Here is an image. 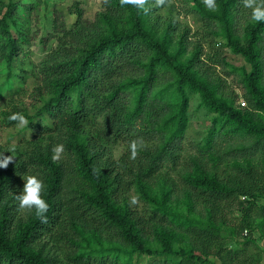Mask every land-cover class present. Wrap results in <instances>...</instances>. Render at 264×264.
Segmentation results:
<instances>
[{
	"label": "trees",
	"instance_id": "obj_1",
	"mask_svg": "<svg viewBox=\"0 0 264 264\" xmlns=\"http://www.w3.org/2000/svg\"><path fill=\"white\" fill-rule=\"evenodd\" d=\"M60 1L0 0V98L32 97L0 116L18 128L0 135L14 157L0 168V264H263L264 22L242 0H187L208 50L155 0L147 14L98 0L94 18ZM193 94L214 115L189 142ZM25 175L45 186L47 223L18 207Z\"/></svg>",
	"mask_w": 264,
	"mask_h": 264
},
{
	"label": "rangeland",
	"instance_id": "obj_2",
	"mask_svg": "<svg viewBox=\"0 0 264 264\" xmlns=\"http://www.w3.org/2000/svg\"><path fill=\"white\" fill-rule=\"evenodd\" d=\"M58 3H61L60 0H55ZM53 3V2H51ZM83 7L86 9L87 16L90 18H94L95 11L99 8L100 2L98 0H83ZM174 5V6H173ZM53 5L50 7L51 9ZM169 7L173 8L176 17L182 23L183 26H188L191 30V39L197 40L200 39L205 46V49L211 50L208 40H206V36L204 34V26L203 22L198 18L197 14L192 11L191 4L187 0H167L165 5L160 7L159 12L166 13ZM170 9V8H169ZM51 12V10H50ZM43 30H41V33ZM38 41V39H37ZM36 44V45H35ZM33 46V50L36 51V59L42 56V48L36 42ZM228 58L234 64H241V58L239 56L234 55L231 51H228ZM4 71V70H3ZM230 84L236 91L240 94L238 99V103H241L245 100L242 96L241 89L236 77L229 78ZM32 100V97L28 94H25L23 98L16 99L15 101L10 99L9 97H1L0 98V116L4 109H10V105L14 102H18L20 107L23 105H27ZM213 113H210L207 109L200 106V96L199 94H193L191 97L190 108H189V116H190V123L187 129V141L189 142H196L201 141L203 137L206 136V133L209 128L211 117ZM18 128H3L0 126V135H3L4 138L8 137L12 132L16 131ZM122 144H118L115 148V154L118 156L122 152ZM256 236L259 240L260 246L262 249V263L264 264V243L260 240V234L257 232Z\"/></svg>",
	"mask_w": 264,
	"mask_h": 264
},
{
	"label": "clouds",
	"instance_id": "obj_3",
	"mask_svg": "<svg viewBox=\"0 0 264 264\" xmlns=\"http://www.w3.org/2000/svg\"><path fill=\"white\" fill-rule=\"evenodd\" d=\"M167 0H155V6L161 7L165 5ZM205 4L212 8L213 0H204ZM148 0H120L121 6L123 5H132L136 7L139 11L147 14L150 9L146 7ZM243 6L245 8L251 9V20L260 23L264 22V0H242ZM10 121H15L17 127L28 126V121L22 113H13L8 117ZM130 156L129 158L135 160L143 148L146 147V144L143 138H138L130 142ZM14 151V149H9ZM65 152V146L63 144H58L52 149V161L57 163L61 160ZM14 157L12 155H5L0 153V168L6 169L10 163H12ZM94 174H99L98 169H93ZM24 181L22 191L16 195V200L18 201V207L21 211L32 212L34 210L35 217L41 223H47L48 217L47 213L49 211V204L44 199L45 186L43 182L34 175H25L22 177ZM135 199L132 200L134 204Z\"/></svg>",
	"mask_w": 264,
	"mask_h": 264
},
{
	"label": "built area",
	"instance_id": "obj_4",
	"mask_svg": "<svg viewBox=\"0 0 264 264\" xmlns=\"http://www.w3.org/2000/svg\"><path fill=\"white\" fill-rule=\"evenodd\" d=\"M241 103H242V104H246L245 100H243Z\"/></svg>",
	"mask_w": 264,
	"mask_h": 264
}]
</instances>
